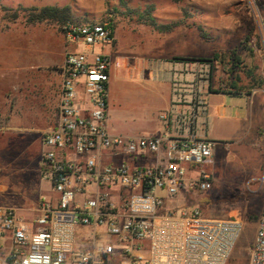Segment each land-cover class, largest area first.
Segmentation results:
<instances>
[{
    "label": "built area",
    "instance_id": "built-area-1",
    "mask_svg": "<svg viewBox=\"0 0 264 264\" xmlns=\"http://www.w3.org/2000/svg\"><path fill=\"white\" fill-rule=\"evenodd\" d=\"M64 29L83 50L65 55L58 120L41 136L38 173L56 197L32 217L0 207V264H227L242 219L174 206L213 182L218 144L197 135L208 109L198 86L174 84L184 108L159 115L173 137L111 134V16ZM247 264H264V205Z\"/></svg>",
    "mask_w": 264,
    "mask_h": 264
},
{
    "label": "rangeland",
    "instance_id": "rangeland-1",
    "mask_svg": "<svg viewBox=\"0 0 264 264\" xmlns=\"http://www.w3.org/2000/svg\"><path fill=\"white\" fill-rule=\"evenodd\" d=\"M43 7L67 9L72 24L96 23L111 16L115 41L107 51L119 56L120 66L126 64L133 70L131 75L122 70L110 84L108 131L112 134L145 136L158 127V107L152 103L156 89L142 80L137 70L157 47L182 46L185 55L194 56L175 61L183 63L185 77L198 86L206 102L213 95L222 102L218 95H226L228 105L237 101L236 97L251 94L246 88H230L236 76L241 77L240 86L254 85L244 72H231L235 58L242 62L243 71L251 69L262 80V86L252 91L264 90V0H0V35L10 32L8 35L14 37L19 29L44 25L65 36V25L27 23L25 10ZM82 48L79 44L75 52ZM214 55L219 59L214 60ZM215 134L222 139H215ZM227 134L224 129L213 133L209 125L207 137L221 143L207 167L212 186L205 192L179 197L174 206L178 210L198 209L208 218L240 217L243 231L227 264H247L264 205V130L240 143L230 142ZM40 154V145L32 141L0 139V190L8 188V196L0 194V205L14 208L23 217L36 215L41 199L54 198L50 183L38 174ZM8 247L6 240L4 251Z\"/></svg>",
    "mask_w": 264,
    "mask_h": 264
},
{
    "label": "crops",
    "instance_id": "crops-1",
    "mask_svg": "<svg viewBox=\"0 0 264 264\" xmlns=\"http://www.w3.org/2000/svg\"><path fill=\"white\" fill-rule=\"evenodd\" d=\"M9 33L0 35V139L13 137L17 141H32L40 145L42 151V134L54 127L58 120L61 68L65 55L75 52L79 45L69 41L53 26L36 25L22 28L16 31L14 37L8 35ZM112 51L109 52L111 60H114L111 63L109 90L112 80L121 72L129 70L131 75L133 71L128 69L126 64L120 66L119 56ZM193 57L185 55L182 46H161L137 69L142 80L154 84L156 93L152 103L158 107V127H152L151 131L144 134L164 132L169 137L174 136L171 127H163L159 115L184 108L172 103L174 84H189L188 75L185 77V72L182 71L183 63L178 65L177 62L194 59ZM225 96L218 95L223 98L222 102L215 99V95L209 96L206 102L207 116L199 119L197 123L199 137L221 145L220 142L207 137L209 125L213 133L219 132L220 129L227 130L230 142L237 143L246 137H255L264 130V90H253L250 95L236 97L237 101H230L228 105ZM210 98H213L212 102ZM215 137L222 139L218 134H215ZM7 189L5 187L0 190V194L8 196ZM55 197L54 194L50 201H54ZM4 203L11 206L8 201Z\"/></svg>",
    "mask_w": 264,
    "mask_h": 264
},
{
    "label": "trees",
    "instance_id": "trees-1",
    "mask_svg": "<svg viewBox=\"0 0 264 264\" xmlns=\"http://www.w3.org/2000/svg\"><path fill=\"white\" fill-rule=\"evenodd\" d=\"M28 12L27 23L35 24V23H59L60 25H65L63 27V31L65 32V27L71 21V15L67 9H58L55 7H43L41 9H26ZM113 28V26H112ZM219 59V55H214V60ZM225 59V57H223ZM230 64V63H229ZM232 70L231 72L236 71L244 72L246 79H249V83L253 82L254 85H248L247 87L240 86L241 77L236 76L233 78L230 84V88L235 89L237 91H243L245 88L247 89L246 93L250 94L253 88H260L262 86V80L255 74V72L251 69H247L245 71L242 70V62L240 59L235 58L231 63ZM231 96L237 95L238 93H229Z\"/></svg>",
    "mask_w": 264,
    "mask_h": 264
}]
</instances>
